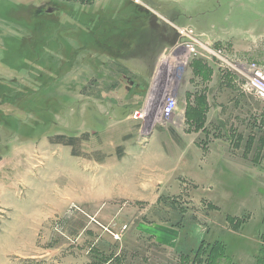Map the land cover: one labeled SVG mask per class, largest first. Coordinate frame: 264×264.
<instances>
[{
  "label": "rangeland",
  "instance_id": "374dc122",
  "mask_svg": "<svg viewBox=\"0 0 264 264\" xmlns=\"http://www.w3.org/2000/svg\"><path fill=\"white\" fill-rule=\"evenodd\" d=\"M140 7L190 27L230 64L264 68V0H0V264H246L249 254L259 261L247 264H264V99L245 87L242 71L219 53L194 57L163 47L165 85L136 98L134 124L112 121L111 109H133L121 88L129 76L105 69L111 86L98 77L100 58L114 60L96 52L97 36L110 31L114 16L132 18ZM82 43L91 44L89 53L77 51ZM112 87L120 95L103 98ZM169 97L181 112L164 118ZM157 123L182 125L201 145L228 142L212 150L229 157L239 176L211 180L232 193L216 195L213 187L207 197L191 181L171 178L173 171L166 178L154 169L174 163L177 140L169 132L168 146L152 147L164 135L152 130ZM227 204L234 212L224 225L239 231L223 260L221 247L199 238L213 232L212 210ZM148 226L158 235L178 230L189 245L178 248L173 236L165 248L146 234Z\"/></svg>",
  "mask_w": 264,
  "mask_h": 264
},
{
  "label": "crops",
  "instance_id": "0c3cea01",
  "mask_svg": "<svg viewBox=\"0 0 264 264\" xmlns=\"http://www.w3.org/2000/svg\"><path fill=\"white\" fill-rule=\"evenodd\" d=\"M131 14L133 13H125L124 11H122L120 14L114 16L111 22L113 24H111L110 26L111 28L109 29L110 31L107 33H104V28L103 30L102 28H100L102 35L97 36L98 45H96L97 47L96 52L100 54L103 53L110 55L114 60L112 65H109L110 63L108 62V60L104 59V57L102 59L100 58L102 62L98 63L97 65V67L100 66L97 69L98 77L108 79L109 80L108 83L110 84L108 86H111V84H113L116 81L113 78L106 76L107 71L105 69L114 68L119 73L123 72V74L129 76L128 86H126V88L125 87H121V88L127 94L129 99L131 98L133 99V102H131L130 104V107L133 106V109L114 108L109 111L111 117H115L116 115L118 116L116 120L114 119L112 121H117V122L120 121L123 123L126 122L128 126L135 123V120L138 119L136 117V114L138 113V111H141L134 108L136 105V98L140 99L139 97L141 95L147 94L150 91L154 92L158 90L159 92V89L162 88L163 85H165L167 81V68L161 67L160 65L161 62L159 57H161L160 54L162 51L161 49L163 47L164 49L167 50L169 49V51L172 50L173 44L177 40V35L174 27H179L173 25V23L171 24L169 21L159 17L154 12L146 10L143 7H140V10L136 11L135 15L132 18L129 17ZM79 21H80L79 25H77L78 29L80 31L87 29L86 23L88 20H87L86 11L80 13ZM105 27L108 26L105 25ZM76 45L77 47L75 48H77L78 52L89 53L87 49L89 47H92L91 44L87 45L85 43L76 44ZM99 46L102 48L101 51L98 48ZM96 56L97 55H95V58ZM97 60L99 61V59ZM120 63L124 65L127 64L128 71L126 69H122L121 67H119ZM100 68H101V72H100ZM113 89L114 87H112L108 91L110 92V95L108 96L103 95V93L106 92H102L101 94L103 98H109L113 100L114 94L120 95L119 88L117 90H113ZM175 98L177 100V97ZM142 112L152 121L156 119V117H154V115L150 113V110L142 111ZM180 112L181 110L177 109L175 114H179ZM119 117H122V119ZM159 124L155 125L157 127L155 128L153 127L152 130L163 132L164 135L161 137L160 144L152 143V147H156V146L159 147L160 145L168 146V140L169 137H171L168 134L169 132H174V134L177 137V140L172 146L176 148V154H175L174 163L170 162L171 163L170 165H168V163L166 165V161L164 163L162 161L161 163L159 162L155 164L154 169L159 170L161 168L166 178L169 177V175L166 172L173 171V173H175L176 175L172 176L171 178H176V180L182 179V180L191 181V184L195 187H198L199 188L198 190L202 191L204 195H206L207 197L213 194L212 192L213 187L216 188V192H215L216 195L227 196L229 192L232 193L231 189L225 183L219 184L214 182L213 184L212 182L213 179L223 180L222 177L225 172L231 174L234 171L239 176L240 169L238 167L236 168V170L232 169L231 159L226 160V158L229 157H225L224 155L222 156L220 155L219 152L212 150V148L214 149L215 147H218L219 144H221L222 147L225 146L228 147L229 146L228 142L225 141L222 143H218L216 141H213L210 144L201 145V142L198 140L197 134L194 135L193 133H189L188 135V132H185L182 125L169 128V127H164L166 125L160 126ZM190 129H194L192 125L190 126ZM154 137H156V135H154ZM142 144H143L142 146H145L144 143ZM139 145L141 146L140 143ZM127 146H131V145L128 144ZM140 146L137 145V147ZM141 169L142 168H137L138 171ZM160 191L162 190L160 189ZM228 204L230 205L231 203ZM228 204L223 205L224 212H222L220 209L218 211L212 210L217 213L216 214L211 213L207 218V221H209L208 225L214 223L213 232H211L212 230L208 231L206 236L201 235V237L199 238V243H201V241H204L205 243L210 244L211 248L214 246H218L219 248L221 247L222 251L220 253H222L221 254L222 256L219 258H223V260H230L228 257V249L226 245H228V239L233 238V236L239 231L238 227H233L236 229L235 231L233 230V228H227L224 225V222L227 223V221L230 222L232 221L233 217H229L230 214L228 215V213H233L234 211H238V210L242 211V207L245 210H250V208H248L247 205L239 204L237 207L230 205L231 209L233 210L235 209L234 211H232L229 209ZM220 212L224 214L223 218L218 216ZM231 216H236V215L231 214ZM253 220L254 219H251L249 223H252ZM217 223L218 224L223 223V227L221 228L217 227L215 225ZM253 227H255V225H253ZM152 228L153 227L150 226L145 227L146 234L150 237L154 236L155 240L157 241L159 240V242L161 243L160 245H163L165 248L168 247V242L173 238V236H175V239L172 240L176 241L175 246H177L178 248L179 247L182 248L183 244L187 246L189 245L187 241L188 236L184 237L183 233L179 232L178 230L177 231L172 230L169 232L162 231L158 235V232ZM251 238L255 239V231H253V237L251 236ZM255 245L256 244L254 242L253 245L249 247L251 253L255 252V248H256ZM249 255L250 256H248V262L250 263L249 258L250 259H256V258L252 254ZM248 262H246V264Z\"/></svg>",
  "mask_w": 264,
  "mask_h": 264
},
{
  "label": "built area",
  "instance_id": "2783aa9c",
  "mask_svg": "<svg viewBox=\"0 0 264 264\" xmlns=\"http://www.w3.org/2000/svg\"><path fill=\"white\" fill-rule=\"evenodd\" d=\"M174 29L177 35V40L170 51L172 54L181 49L187 51L194 57H196L201 50L212 55H216L217 53L220 54V52L210 50L207 45L202 43L200 40L201 36L190 27L179 26L174 27ZM222 57L229 66H232L236 71H242L244 73L245 87L249 88L257 96L264 99V68L255 62L245 63V66L240 68V63L231 62L232 64H230L224 55ZM177 109L178 105L176 99L169 97L165 99L161 114L164 118H169L174 115Z\"/></svg>",
  "mask_w": 264,
  "mask_h": 264
},
{
  "label": "trees",
  "instance_id": "16d2710c",
  "mask_svg": "<svg viewBox=\"0 0 264 264\" xmlns=\"http://www.w3.org/2000/svg\"><path fill=\"white\" fill-rule=\"evenodd\" d=\"M83 11H84V10H83L82 8L78 9L77 12H76V13H77V16L79 15V17H80V13L83 12ZM79 17H78V18H79ZM97 38H98V37H97ZM59 138H60V137H59ZM57 139H58V138H57ZM208 259H210V260H208ZM207 260H208V263H210L211 260L213 261V259L211 258V254L208 256Z\"/></svg>",
  "mask_w": 264,
  "mask_h": 264
},
{
  "label": "water",
  "instance_id": "95a60500",
  "mask_svg": "<svg viewBox=\"0 0 264 264\" xmlns=\"http://www.w3.org/2000/svg\"><path fill=\"white\" fill-rule=\"evenodd\" d=\"M174 45V44H173Z\"/></svg>",
  "mask_w": 264,
  "mask_h": 264
}]
</instances>
